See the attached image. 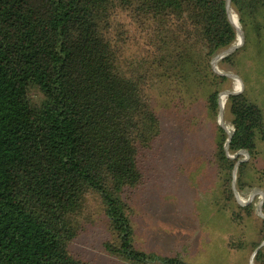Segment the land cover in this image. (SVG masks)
Listing matches in <instances>:
<instances>
[{
    "label": "trees",
    "instance_id": "1",
    "mask_svg": "<svg viewBox=\"0 0 264 264\" xmlns=\"http://www.w3.org/2000/svg\"><path fill=\"white\" fill-rule=\"evenodd\" d=\"M232 11L246 45L218 65L239 73L252 41L264 43V0H232ZM232 18L235 27L227 0H0V264H94L75 244L99 221L109 255L146 261L132 243L128 200L155 174L162 96L183 108L204 103L213 205L239 230L230 248L261 245L264 220L249 241L253 212L233 191L242 157L228 155L249 154L238 193L264 188V110L247 90L227 98L229 154L217 123L231 81L212 60L237 41ZM254 263L264 264V247Z\"/></svg>",
    "mask_w": 264,
    "mask_h": 264
},
{
    "label": "rangeland",
    "instance_id": "2",
    "mask_svg": "<svg viewBox=\"0 0 264 264\" xmlns=\"http://www.w3.org/2000/svg\"><path fill=\"white\" fill-rule=\"evenodd\" d=\"M238 41L237 37L234 46ZM245 45L246 37L236 53H242ZM135 51L137 49L133 47L129 53L134 54ZM241 60L243 65L239 73L231 66L219 67V63L216 70L239 76L244 92L247 90L264 110V43L260 45L253 40ZM230 81V89L227 90L235 91L237 80L231 78ZM240 86L238 81L237 92L241 91ZM159 99L164 135L155 174L128 200L132 243L147 257L146 261L138 264H166L164 260L169 258L179 259L185 264H250L256 250L252 251L251 245L241 252L231 250L229 244L239 230L233 228L229 219L219 214L213 205L214 174L205 151L211 141L214 123L208 117L204 103L199 99L190 105L187 100L183 108L179 106V98L174 101L162 96ZM224 122L227 133L233 134L225 109ZM260 148L262 154L258 168L264 170V145ZM240 157V160L250 159L249 154ZM238 194L240 201H252L249 207L238 203L243 210L253 212V216L244 221L249 227L248 239L254 242L264 220L261 215L264 216V188L254 187ZM105 234L103 221L97 222L76 242V251L94 264H136L109 255L103 248Z\"/></svg>",
    "mask_w": 264,
    "mask_h": 264
},
{
    "label": "water",
    "instance_id": "3",
    "mask_svg": "<svg viewBox=\"0 0 264 264\" xmlns=\"http://www.w3.org/2000/svg\"><path fill=\"white\" fill-rule=\"evenodd\" d=\"M231 10H232V0H227V13H228V16H229V19L231 21ZM232 23V22H231ZM234 26V25H233ZM235 27V26H234ZM237 30V29H236ZM237 37L239 38V41H240V44H239V47H241L244 42H245V36H244V33L242 32V34H239V31L237 30ZM237 51V48L235 46H232L230 47L229 49H226L224 51H222L221 53H219L217 56H215L212 60V66H213V69L216 71V73H218L219 75H223V76H227L229 77L230 79H235L237 81H240L241 82V91L239 92H236V91H231V90H227V91H223L222 93H220L219 95V124L220 126L227 132V129H226V126H225V122H224V110L221 108L220 106V98L221 97H230L232 95H237V94H241L244 92L243 88H244V84L241 80V78L239 76H236V75H232V74H226V73H221V72H218L216 70V67H217V64L222 61L223 59L229 57L230 55L234 54L235 52ZM233 134L229 135L230 138L227 142V145H226V152L227 154H229V144H230V139H231V136ZM241 155H247L248 156V153L246 151H240L238 152L235 156H230L228 155L231 159H236V158H239ZM247 159H242L238 162V164L236 165L235 167V170L233 172V177H234V181H233V191H234V194L238 200V202L240 203L241 201L239 200V194L237 192V189H236V174H237V170H238V165L239 163L241 162H244L246 161ZM258 193H261V192H258ZM262 194V193H261ZM263 195V194H262ZM262 217L263 214L261 213ZM264 247V242L260 245V247L258 249H256L253 257H252V260H251V263L250 264H253L254 262V259H255V256L257 255V253L261 250V248Z\"/></svg>",
    "mask_w": 264,
    "mask_h": 264
},
{
    "label": "bare ground",
    "instance_id": "4",
    "mask_svg": "<svg viewBox=\"0 0 264 264\" xmlns=\"http://www.w3.org/2000/svg\"><path fill=\"white\" fill-rule=\"evenodd\" d=\"M231 12H232V15H233V17L236 19V21H237V23H235L236 24V29L239 31V34H242V30H241V28H240V26H239V22H238V18L236 17V15H235V13L231 10ZM232 15H230V17H231V22L233 21L234 22V20H233V18H232ZM233 22H232V24H233ZM234 25V24H233ZM238 44H236L235 45V47L238 49L239 48V41L237 42ZM242 85V84H241ZM240 88H241V86H240ZM235 91H238V81H236V87H235ZM224 99H225V103H224V105L223 106H221V108L224 110L225 109V104H226V102H227V97H224ZM221 105V104H220ZM252 200V199H251ZM242 202V204H249V203H251L252 201H249V202H243V201H241Z\"/></svg>",
    "mask_w": 264,
    "mask_h": 264
}]
</instances>
